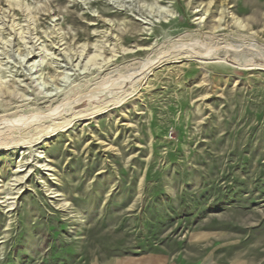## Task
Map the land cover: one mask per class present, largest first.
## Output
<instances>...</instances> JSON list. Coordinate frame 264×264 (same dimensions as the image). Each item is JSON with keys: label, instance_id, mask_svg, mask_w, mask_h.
Returning a JSON list of instances; mask_svg holds the SVG:
<instances>
[{"label": "rangeland", "instance_id": "1", "mask_svg": "<svg viewBox=\"0 0 264 264\" xmlns=\"http://www.w3.org/2000/svg\"><path fill=\"white\" fill-rule=\"evenodd\" d=\"M0 264H264V0H0Z\"/></svg>", "mask_w": 264, "mask_h": 264}, {"label": "bare ground", "instance_id": "2", "mask_svg": "<svg viewBox=\"0 0 264 264\" xmlns=\"http://www.w3.org/2000/svg\"><path fill=\"white\" fill-rule=\"evenodd\" d=\"M20 182V181H19Z\"/></svg>", "mask_w": 264, "mask_h": 264}]
</instances>
